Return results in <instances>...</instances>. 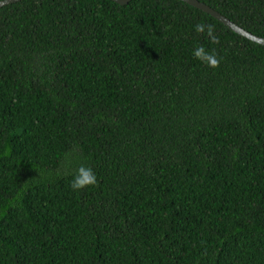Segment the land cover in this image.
<instances>
[{
  "label": "trees",
  "instance_id": "16d2710c",
  "mask_svg": "<svg viewBox=\"0 0 264 264\" xmlns=\"http://www.w3.org/2000/svg\"><path fill=\"white\" fill-rule=\"evenodd\" d=\"M0 264H264V46L180 0L2 7Z\"/></svg>",
  "mask_w": 264,
  "mask_h": 264
},
{
  "label": "clouds",
  "instance_id": "9594fccd",
  "mask_svg": "<svg viewBox=\"0 0 264 264\" xmlns=\"http://www.w3.org/2000/svg\"><path fill=\"white\" fill-rule=\"evenodd\" d=\"M195 31L199 34H204L206 31L207 37L212 43H219L218 37L215 35V29L210 24L201 22L195 27ZM194 56L211 68L219 67L220 60L215 52H209L203 46H198L194 51ZM98 184L97 175L92 168L81 166L71 183L73 191H81L91 186Z\"/></svg>",
  "mask_w": 264,
  "mask_h": 264
},
{
  "label": "water",
  "instance_id": "95a60500",
  "mask_svg": "<svg viewBox=\"0 0 264 264\" xmlns=\"http://www.w3.org/2000/svg\"><path fill=\"white\" fill-rule=\"evenodd\" d=\"M21 1L23 0H2L0 1V9L4 6L12 5V4H15ZM111 1H114L115 3L119 5H127L131 2V0H111ZM180 1H183L187 3L188 5L209 14L210 16H212L213 18H215L216 20L224 24L226 27H228L230 30L241 35L242 37H245L254 43L264 46V38L247 32L246 30L241 28L239 25L232 22L230 19L223 16L222 14H220L219 12H217L210 6L206 5L205 3H202L199 0H180Z\"/></svg>",
  "mask_w": 264,
  "mask_h": 264
}]
</instances>
